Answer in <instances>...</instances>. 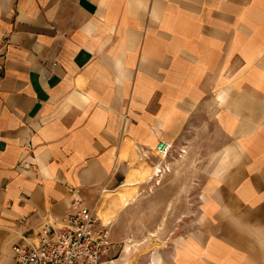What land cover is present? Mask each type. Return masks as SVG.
Returning a JSON list of instances; mask_svg holds the SVG:
<instances>
[{"label":"crops","instance_id":"crops-1","mask_svg":"<svg viewBox=\"0 0 264 264\" xmlns=\"http://www.w3.org/2000/svg\"><path fill=\"white\" fill-rule=\"evenodd\" d=\"M203 114L223 179L163 264H264V0H0V264L73 199L112 223L106 193Z\"/></svg>","mask_w":264,"mask_h":264},{"label":"rangeland","instance_id":"rangeland-1","mask_svg":"<svg viewBox=\"0 0 264 264\" xmlns=\"http://www.w3.org/2000/svg\"><path fill=\"white\" fill-rule=\"evenodd\" d=\"M203 117V123L196 118L189 127L191 137L185 152L165 162L167 167L160 177L153 178L156 166L144 163L139 176L129 177L117 192L106 193L105 201L125 206L112 223L107 214L110 210H98L111 230L110 258L115 264H163L164 250L206 224L202 205L211 181L223 179L226 160L224 152L217 150L226 138L216 127L215 114ZM156 159L162 161L161 157Z\"/></svg>","mask_w":264,"mask_h":264},{"label":"built area","instance_id":"built-area-1","mask_svg":"<svg viewBox=\"0 0 264 264\" xmlns=\"http://www.w3.org/2000/svg\"><path fill=\"white\" fill-rule=\"evenodd\" d=\"M186 145L161 141L156 152L162 161L156 165L153 178L164 173L165 162L182 156ZM110 237L109 224L102 222L97 210L80 198L73 199L60 226L45 225L37 234V242L14 247L15 264H115L110 258Z\"/></svg>","mask_w":264,"mask_h":264},{"label":"bare ground","instance_id":"bare-ground-1","mask_svg":"<svg viewBox=\"0 0 264 264\" xmlns=\"http://www.w3.org/2000/svg\"><path fill=\"white\" fill-rule=\"evenodd\" d=\"M157 169V168H156ZM157 172V171H156ZM98 214H99V216L101 217V214L98 212ZM101 220H102V217H101ZM102 222H103V220H102ZM130 250V249H129ZM105 264H108V263H105Z\"/></svg>","mask_w":264,"mask_h":264}]
</instances>
